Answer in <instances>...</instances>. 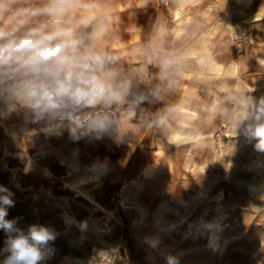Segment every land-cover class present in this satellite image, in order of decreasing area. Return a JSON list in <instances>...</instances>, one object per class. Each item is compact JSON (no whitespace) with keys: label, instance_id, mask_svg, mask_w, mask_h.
<instances>
[{"label":"rangeland","instance_id":"obj_1","mask_svg":"<svg viewBox=\"0 0 264 264\" xmlns=\"http://www.w3.org/2000/svg\"><path fill=\"white\" fill-rule=\"evenodd\" d=\"M98 2L111 17V30L101 47L118 57L115 66L145 98L160 71L161 56L175 53L181 57L177 77L183 81L205 69L201 58L214 60V22L202 21L200 15V7L204 15L206 10L210 14L212 7L205 5L206 0ZM176 31L181 34L177 36ZM180 110L184 114L183 107ZM182 113L151 111L146 102L131 112L121 110L113 134L74 139L66 127L53 130L31 122L23 113L0 110V161L4 167H16L13 176L18 186L25 177H43L51 180V187L44 188L47 192L54 193L62 185L65 194L76 195L73 199L80 203L86 199L66 187L63 180L87 178L81 188L90 193L87 183L91 181V196L114 214L105 213V222L95 219L96 227L141 226L149 249L175 258L177 264L184 254L198 257L202 245L214 260L223 250L235 257L236 264H254L257 247L264 240V225L256 221L262 217L253 204L242 207L250 199H240L239 192H232L230 155L221 135L214 131L215 122L205 120L206 128H199L200 119H195L191 127L183 128ZM161 116L166 121L163 125ZM197 128L206 131L203 142L196 139ZM6 129L18 132L21 147ZM157 150H162L158 168L146 174L144 169L155 160ZM62 160L72 161L75 168ZM30 161L33 164L28 168ZM222 213L225 218L216 221ZM238 225H243L240 230ZM240 232V241L226 240Z\"/></svg>","mask_w":264,"mask_h":264},{"label":"crops","instance_id":"obj_2","mask_svg":"<svg viewBox=\"0 0 264 264\" xmlns=\"http://www.w3.org/2000/svg\"><path fill=\"white\" fill-rule=\"evenodd\" d=\"M205 5L212 7L210 14L206 10L205 15L200 7V15L202 21L214 22V35L211 36L214 60L210 57L205 60L201 58L207 68L200 70L198 75H190L186 81L172 74L161 78L159 71L152 80L146 100L151 111L174 109L182 113L180 108L183 107V128L191 127L195 119H200L199 128H206V121L215 122L214 131L221 135V141L226 144L224 147L230 155L232 192H239L240 199H250L249 203L241 204L242 207L248 208V205L253 204L254 211L262 217L256 220L257 223L262 222L264 225V152L258 151L255 142L235 127L242 111L253 115L260 101L264 100V0H206ZM183 19L188 21V17ZM180 34L176 31L177 36ZM189 57H193V54ZM249 98L254 103L245 107L242 102ZM6 131L12 141L21 147L18 132ZM184 132L192 136V132ZM205 132L198 128L194 132L198 133L195 136L199 142H203ZM61 162L75 168L72 161ZM32 164V161L28 162V168ZM43 169L52 175L49 169ZM15 172V166L4 167L0 161V185L14 194L12 199L15 202L14 207L8 209L6 218L15 219L16 227L25 231L32 224H42L56 233L55 240L49 245L51 251L41 264H83L99 245H108L113 249L115 264H177L175 258L160 256L149 249L141 235V226L96 227L95 219L105 222L106 214L111 217L114 214L91 196V181L87 183L90 193L81 188L80 185H84L87 178L81 177L78 182L63 180L66 187L86 199L80 203L73 199L76 195L65 194L67 189L62 185L54 193L47 192L44 188L51 187L48 183L51 180L43 177H25V182L18 186L13 176ZM233 203L232 200L229 204ZM222 214L224 217L220 215L216 221L225 218L226 215ZM134 220L138 221L137 218ZM243 220L241 224H244ZM242 226L238 225L237 228L240 230ZM242 238L240 232L226 240L240 241ZM5 239L6 234L0 230V250L5 247ZM217 248L220 249L219 246ZM257 248L259 255L256 254L258 256L254 264H264V240H260ZM6 255L0 251V264H3ZM210 257L207 246L204 248L202 245L198 257L184 254L180 264L237 262L234 256L223 250L221 257L219 255L215 260Z\"/></svg>","mask_w":264,"mask_h":264},{"label":"clouds","instance_id":"obj_3","mask_svg":"<svg viewBox=\"0 0 264 264\" xmlns=\"http://www.w3.org/2000/svg\"><path fill=\"white\" fill-rule=\"evenodd\" d=\"M110 30L111 17L98 0H0V110L53 130L66 127L74 139L113 134L121 110L147 101L115 66L118 57L101 47ZM180 60L161 56V78L178 75ZM235 127L264 152V100L255 114L242 111ZM13 195L0 185L3 264H41L56 233L42 224L16 227L6 218Z\"/></svg>","mask_w":264,"mask_h":264},{"label":"built area","instance_id":"obj_4","mask_svg":"<svg viewBox=\"0 0 264 264\" xmlns=\"http://www.w3.org/2000/svg\"><path fill=\"white\" fill-rule=\"evenodd\" d=\"M83 264H115V253L108 245H99Z\"/></svg>","mask_w":264,"mask_h":264},{"label":"bare ground","instance_id":"obj_5","mask_svg":"<svg viewBox=\"0 0 264 264\" xmlns=\"http://www.w3.org/2000/svg\"><path fill=\"white\" fill-rule=\"evenodd\" d=\"M17 132V131H16ZM14 136L17 137V134L14 133ZM161 153H162V150H157L156 152V158L154 161H151L149 162L145 169H144V172L146 174H153V172L158 168V165H159V161H160V158H161ZM148 176V175H147ZM221 218L224 217V215L222 214V216H220Z\"/></svg>","mask_w":264,"mask_h":264}]
</instances>
